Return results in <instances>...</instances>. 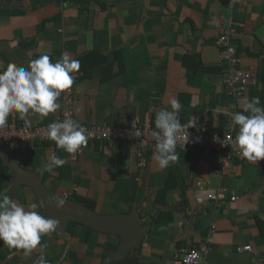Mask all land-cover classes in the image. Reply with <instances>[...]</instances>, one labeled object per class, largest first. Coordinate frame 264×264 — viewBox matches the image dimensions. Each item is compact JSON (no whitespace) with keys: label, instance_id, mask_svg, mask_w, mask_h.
<instances>
[{"label":"crops","instance_id":"crops-1","mask_svg":"<svg viewBox=\"0 0 264 264\" xmlns=\"http://www.w3.org/2000/svg\"><path fill=\"white\" fill-rule=\"evenodd\" d=\"M230 21L243 28L246 50L240 58L242 69L260 76L259 85L237 100L225 86L228 65L216 45L228 28L224 22ZM44 54L53 63L64 55L79 60L78 72L85 73L75 85L76 121L80 125L103 123L123 129L140 120L155 127L157 112L170 110L169 101L176 98L183 106L181 123L193 121L196 129L224 135L234 130L230 127L232 114L242 111L245 98L259 97L264 107V0H243L234 9L229 0H0L4 69L9 63L27 67ZM186 56H199L206 66L217 69L195 72L184 65ZM62 102L60 95L56 112L44 118L30 113L26 119L36 126L60 121ZM14 114L25 122L15 111L10 115ZM100 149L91 145L73 161L75 153L64 152V176L59 172L53 176L62 187L71 186L63 200L70 192L85 194L94 187L98 211L105 215L122 208L124 193L118 189L119 182L125 184L138 176V202L155 216L166 213L167 223L145 225L150 233L135 251L140 264H179L186 251L207 244L209 238L208 264H264V160L253 163L238 159L222 176L215 155L176 150V189L164 202H158L159 191L166 187L171 172L168 167L159 168L154 151L148 154V168L140 172L132 144L110 142L101 144ZM18 163L22 166L21 157ZM11 173L10 182L15 176ZM221 185L230 194L216 205L208 196ZM8 196L26 209L37 204L36 211L45 216L30 187L14 188ZM213 223L216 228L212 233ZM53 233L41 237V245H47V264H102L109 254L105 251L107 239H115L96 232L88 237L89 230L84 227L76 228L71 242L60 239L56 230ZM249 246L252 250L245 251ZM70 252L77 259H71ZM40 255V246L25 256L23 250L10 249L0 241V264H34Z\"/></svg>","mask_w":264,"mask_h":264},{"label":"clouds","instance_id":"clouds-1","mask_svg":"<svg viewBox=\"0 0 264 264\" xmlns=\"http://www.w3.org/2000/svg\"><path fill=\"white\" fill-rule=\"evenodd\" d=\"M79 68V60L70 59L67 55L53 63L44 54L31 60L27 67L9 63L6 69L0 70V128L7 126L8 117L14 111L26 124H30L26 119L30 113L44 118L56 112L60 108L58 98L62 92L72 88L73 74L78 73ZM169 103L170 110L162 108L157 112L156 131L151 133L155 139L153 158L161 169L178 159V136L188 138V129L195 127L193 121L181 123L179 114L183 106L179 99L172 98ZM260 104L259 97L251 100L245 98L242 111L232 114L230 125L234 130L238 129L230 145H235L239 155L253 163L264 160V107ZM47 138L55 142L58 149L73 154L87 143L88 136L76 121L75 113V120L68 118L49 123ZM65 163V159L53 155L44 163L43 170L52 171ZM54 203L57 208H62L65 201L57 200ZM37 207L33 203L26 209L8 195L0 193V241L10 249L23 250L25 256H30L40 246L41 255L34 264H47L44 253L47 245H41V237L57 230L59 221L41 215L36 211Z\"/></svg>","mask_w":264,"mask_h":264},{"label":"built area","instance_id":"built-area-1","mask_svg":"<svg viewBox=\"0 0 264 264\" xmlns=\"http://www.w3.org/2000/svg\"><path fill=\"white\" fill-rule=\"evenodd\" d=\"M243 0H229L232 9L236 3ZM228 26L224 34L218 39L216 45L220 49L222 61L228 65V74L225 79V86L229 94L235 99L243 98L250 89L259 85L260 76L255 72L245 71L241 67V59L237 55V49L232 44L231 38L235 33L234 22H224ZM4 69V63L0 57V70ZM74 83L72 88L62 92L64 109L60 121L71 118L75 120L74 101H75V84L83 75L73 74ZM10 122L6 127L0 128V143L9 147L11 150L19 149L21 146L32 144L39 140L40 142H52L47 138V126L26 124L19 121L16 114L9 115ZM88 136L87 143L77 151L73 157L83 154L84 148L88 147L94 140L131 142L139 151L140 167H146L147 156L150 151H154L155 139L151 133L156 131L149 122L142 124L140 120H134L131 128H112L109 125H96L92 127L83 126ZM189 136L180 135L177 138L176 150L182 148H190L192 150L199 149L205 156L215 155L221 165V174L224 176L234 167L236 159L244 160L239 155V151L235 145H230L234 140L236 132L234 130L224 135L208 134L205 130H199L195 127L188 129ZM197 187L203 189V184L198 183ZM230 191L221 185L217 191L209 194L208 199L212 203L218 205L225 202ZM216 228V224L212 225V233ZM212 239L209 238L208 243L198 248H191L185 252L183 260L179 264H208L207 257L210 253L209 244ZM245 251H251L252 247H245Z\"/></svg>","mask_w":264,"mask_h":264},{"label":"trees","instance_id":"trees-1","mask_svg":"<svg viewBox=\"0 0 264 264\" xmlns=\"http://www.w3.org/2000/svg\"><path fill=\"white\" fill-rule=\"evenodd\" d=\"M235 29V33L232 35L231 38V42L232 44L236 47L237 49V55L239 57V59L242 57V55L245 53V47L243 46V40L241 38L242 34H243V28L238 24L236 26H234ZM251 54V53H250ZM260 55H263L260 54ZM259 55V56H260ZM251 56H255L252 55ZM184 65L187 68H192L195 72L198 73H208V72H214V70L217 69V67H209L206 66L203 61L200 59V57H192V56H186V58L184 59ZM222 71V70H220ZM78 75H83L81 78L85 77V73L83 72H78L75 73ZM76 85V84H75ZM63 98V95L61 93V99ZM63 103V102H62ZM74 111H75V101H74ZM76 113V112H75ZM184 122H182L183 124ZM155 128V127H154ZM110 142H113L114 144L117 145H122V144H132L133 148H134V152L136 154V163H137V167L138 170L140 172L146 171V169L148 168V158H147V165L146 167H140V159H139V151L137 150L136 146L131 143V142H116V141H105V140H94L92 141V143L84 148V151L89 148L91 145H96V148L98 150L100 149L101 144L107 145L110 144ZM6 149L8 150V152L10 153L11 157L18 163L19 161V157H21V159H23V163H22V167L24 169H26L27 171H30L32 173H36V174H40L43 170V165H44V157L48 160L51 156L55 155L58 156L62 159H64V151L62 149H58L57 146L55 145V142H40L39 140H37L36 142L32 143V144H27L25 146V148L22 150L16 149V150H11L9 147L5 146ZM178 150H182V152L187 153V151L192 150L190 148H182V149H178ZM200 155H203V152H201L199 149H196ZM22 152V154H21ZM178 152V151H177ZM102 154L103 156L105 155V150H102ZM71 155V154H70ZM71 160L73 161V157L71 155ZM239 160L236 159L234 161V164L236 162H238ZM67 169V164H64L62 167H57L54 168L52 171H47L46 175H45V183L46 185L50 184V185H54L56 186L57 189H61V185L58 184L57 180H55L56 178L53 176V172H59L60 176H64V172ZM168 169L170 170V176L167 182L166 187L159 191L158 194V202H164L166 200V197L169 193L173 192L176 189V178H177V174L178 171L174 166V162L171 163L168 166ZM11 171L10 169L4 164L3 160L0 158V188H4L9 182H10V176ZM59 179V178H58ZM123 183V184H122ZM119 190L122 191L123 197L120 199V206L122 208H119L118 210L115 211L116 214H129L132 213L133 211L138 212L141 220H145L147 219L145 225H151V226H163L166 223L165 221V216L166 213H162V214H158V216H155L153 213L148 212L147 209H143V202H138V192L140 190V183L138 182V176H132L131 178H129V180L126 181V183L124 184V181H120L119 182ZM49 187V186H48ZM94 187H91L89 189V191L85 194H81V193H77L75 192L74 194H72V196L69 198L70 200H74L77 201L83 205H85L86 207L93 209L96 212L98 211L99 208V201L97 200L98 198L96 197V191ZM83 192H85L84 190H82ZM119 191V192H120ZM103 194V193H102ZM101 196V194H100ZM102 197L106 198L107 195H102ZM57 200V199H56ZM157 200V199H156ZM101 214H105L104 211L103 212H99ZM78 227H84L78 223H72L69 226V232L74 235L76 228ZM86 229L89 230V236L91 237L94 235L95 231L92 230L91 228L88 227H84ZM101 237H107L112 239L113 237L110 236H101ZM118 246V242H113L107 239V243H106V248L105 251L109 254H111L112 252H114V250H116ZM140 246H138L137 248L131 250L128 255L126 257H124L123 259H120L118 261L113 262L112 264H140V258L139 256L135 253V251H137L136 249L140 248ZM109 254H106L104 256V258H107ZM70 258L71 259H77L76 255L73 252H70Z\"/></svg>","mask_w":264,"mask_h":264},{"label":"water","instance_id":"water-1","mask_svg":"<svg viewBox=\"0 0 264 264\" xmlns=\"http://www.w3.org/2000/svg\"><path fill=\"white\" fill-rule=\"evenodd\" d=\"M0 158L15 175L2 193L8 195L14 188L20 186L30 187L43 206L45 216L59 221L56 232L60 239L67 242L72 241L73 236L69 232V226L72 223H78L99 234L117 239L118 246L116 250L105 259L103 264H112L123 259L131 250L140 246L150 233V229L145 226L137 212L104 215L70 199L64 200L65 204L62 208H57L54 203L57 200L45 183L47 171H42L40 174L27 171L11 157L10 153L1 144Z\"/></svg>","mask_w":264,"mask_h":264},{"label":"rangeland","instance_id":"rangeland-1","mask_svg":"<svg viewBox=\"0 0 264 264\" xmlns=\"http://www.w3.org/2000/svg\"><path fill=\"white\" fill-rule=\"evenodd\" d=\"M22 154V152H21ZM148 158V156H147ZM63 182V181H62ZM49 186V189L51 190V192L53 193L55 199H58V200H63V197L62 195L65 193L67 194L69 192V190L71 189V186L69 187L68 185L66 186H63L61 187L60 191L54 186V185H50L48 184ZM72 196V192H70V196L69 198ZM65 199V198H64ZM67 200V199H66ZM99 212H102V211H99ZM51 234H54L53 232H51ZM114 242H116L115 239H112Z\"/></svg>","mask_w":264,"mask_h":264}]
</instances>
